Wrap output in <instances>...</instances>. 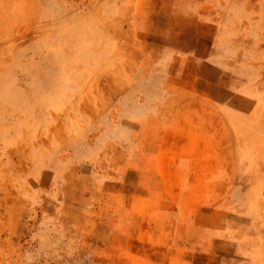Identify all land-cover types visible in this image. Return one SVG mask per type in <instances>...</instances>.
Returning <instances> with one entry per match:
<instances>
[{"label": "rangeland", "instance_id": "obj_1", "mask_svg": "<svg viewBox=\"0 0 264 264\" xmlns=\"http://www.w3.org/2000/svg\"><path fill=\"white\" fill-rule=\"evenodd\" d=\"M0 264H264V0H0Z\"/></svg>", "mask_w": 264, "mask_h": 264}, {"label": "bare ground", "instance_id": "obj_2", "mask_svg": "<svg viewBox=\"0 0 264 264\" xmlns=\"http://www.w3.org/2000/svg\"><path fill=\"white\" fill-rule=\"evenodd\" d=\"M50 48L52 49V53H55V52L57 53V51L55 50L54 47H51V46H50ZM8 82H9V81H8ZM4 91H5V93H9V92H10V89L6 88ZM11 91H12V90H11ZM12 92H14V90H13Z\"/></svg>", "mask_w": 264, "mask_h": 264}]
</instances>
